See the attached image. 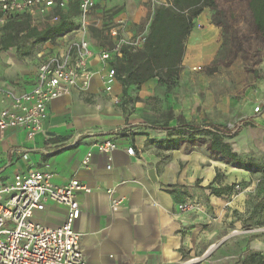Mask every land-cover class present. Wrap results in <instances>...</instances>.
Wrapping results in <instances>:
<instances>
[{
    "label": "crops",
    "instance_id": "0c3cea01",
    "mask_svg": "<svg viewBox=\"0 0 264 264\" xmlns=\"http://www.w3.org/2000/svg\"><path fill=\"white\" fill-rule=\"evenodd\" d=\"M94 2L89 40L95 54L111 45L107 27L118 19L127 36L145 26L148 33L151 0ZM21 19H10L0 28V88L16 94L34 87L38 56L61 52L66 43L60 37L38 49L34 44L27 57L16 52L17 45L2 50L4 27ZM71 19L77 25V14ZM45 25L27 23L37 29ZM220 29L212 12L204 9L186 39L181 70L172 87L157 78L124 87L116 74L108 93L101 81L107 64L95 56L88 64L94 75L87 90L74 89L51 101L42 133L30 140L26 130L13 128L0 136V187L29 171L51 174L55 185L71 180L86 185L90 193L76 194L80 216L74 224L86 264H180L194 256L210 244L212 231H201L198 225L208 223V216L180 213L177 205L199 200L224 218V196L213 195L207 186H231L264 171V65L249 86L219 67ZM12 31L14 35L16 30ZM120 62L116 61L115 70ZM245 80L250 81L248 76ZM252 88L258 93L254 95ZM4 103L0 98V109ZM258 103L261 110L255 115ZM237 121L242 122L238 132L221 138L232 153L252 164V174L210 149L214 131L209 126L229 130L228 125ZM108 141L116 144V150L100 154L97 145ZM128 148L133 156L126 153ZM87 152L97 168L81 167ZM66 212L64 206L47 203L35 213L34 221L56 228ZM258 247L255 242L250 245V249Z\"/></svg>",
    "mask_w": 264,
    "mask_h": 264
},
{
    "label": "built area",
    "instance_id": "2783aa9c",
    "mask_svg": "<svg viewBox=\"0 0 264 264\" xmlns=\"http://www.w3.org/2000/svg\"><path fill=\"white\" fill-rule=\"evenodd\" d=\"M161 4L167 5L165 0H151L152 10ZM73 5L77 6V29L61 37L66 40L61 52L38 56L32 90L21 94L0 90L1 101L5 102L0 109V136L13 128L26 130L30 140L42 133L51 101L74 89L87 90L94 75L88 64L95 56L107 64L101 81L105 91L111 92L116 77V61L123 59L124 50L134 53L145 44L146 26L136 35L127 36L125 24L118 19L107 27L111 45L95 54L89 40L96 8L94 0H0V28L15 17L25 18L31 26L53 25L60 20L58 12ZM251 92L255 95L258 90L252 88ZM260 105L258 103L253 108V114L260 112ZM241 126L242 122L237 121L229 124L228 128L235 133ZM116 148L111 141L97 145L100 154H110ZM126 153L134 155L132 148H128ZM26 157L23 155L24 159ZM91 157L90 152L84 155L80 162L83 169L97 168ZM80 191L90 193V189L78 180L55 185L51 174L39 171L16 174L10 183L1 186L0 264H86L80 248L81 235L74 231V224L80 216L76 196ZM47 203L64 206L67 210L64 222L56 228H47L34 221L35 213L42 212ZM198 208L199 204L194 200L177 205L183 214Z\"/></svg>",
    "mask_w": 264,
    "mask_h": 264
},
{
    "label": "trees",
    "instance_id": "16d2710c",
    "mask_svg": "<svg viewBox=\"0 0 264 264\" xmlns=\"http://www.w3.org/2000/svg\"><path fill=\"white\" fill-rule=\"evenodd\" d=\"M167 5H156L152 10L148 35L143 47L137 52L124 50L122 62L116 66V74L124 87L141 85L149 79L157 78L158 82L172 87L181 70V61L185 50L186 39L194 27V21L204 9H214L216 0H165ZM66 14L58 12L60 20L53 25H45L41 29L29 28L25 18L16 24L5 26V35L1 40V49L17 45L19 41L31 40L33 44H43L53 41L77 29L71 19L76 16V6H71ZM251 13L254 32L264 39V0H247ZM16 30L14 35L13 31ZM18 34H21L18 37ZM214 132L210 149L228 159L237 167L252 171V164L243 162L232 153L230 146L223 142L221 136L232 138V133L222 126H209ZM219 176L216 175V180ZM214 179V183H215ZM217 197L227 195L233 190V185L227 187L207 186ZM263 207V203L254 206V211ZM235 264H264V253H251L239 259Z\"/></svg>",
    "mask_w": 264,
    "mask_h": 264
},
{
    "label": "rangeland",
    "instance_id": "374dc122",
    "mask_svg": "<svg viewBox=\"0 0 264 264\" xmlns=\"http://www.w3.org/2000/svg\"><path fill=\"white\" fill-rule=\"evenodd\" d=\"M216 1V7L209 9L216 25H221L223 39L216 63H219V67L229 69L235 76H240L245 86H249L256 81L257 72L261 71L262 64L264 65V39L254 32L246 0ZM35 45L38 49L41 44ZM33 46L31 40L19 41L16 52L27 57V49L30 48L32 52ZM216 66L215 69L218 67ZM246 76L250 81L245 80ZM249 174H252V171ZM254 175H257L256 172ZM259 175H250L249 181L246 182H235L233 190L221 198L227 202L224 218L216 216L212 208L209 209L204 203L196 200L199 208L193 212L194 215L208 216V223H198L199 230L212 231V237L210 244L194 256L186 257L180 264H235L248 254L264 253V171ZM260 202L263 207L254 211V206ZM253 242L259 246L257 249H250ZM212 245L214 247L208 251ZM194 259L199 261L193 262Z\"/></svg>",
    "mask_w": 264,
    "mask_h": 264
},
{
    "label": "bare ground",
    "instance_id": "6f19581e",
    "mask_svg": "<svg viewBox=\"0 0 264 264\" xmlns=\"http://www.w3.org/2000/svg\"><path fill=\"white\" fill-rule=\"evenodd\" d=\"M212 248H213V247L209 248L208 251H210ZM208 251H207V252H208ZM192 261L194 262V261H199V260H198V259H194V260H192Z\"/></svg>",
    "mask_w": 264,
    "mask_h": 264
}]
</instances>
